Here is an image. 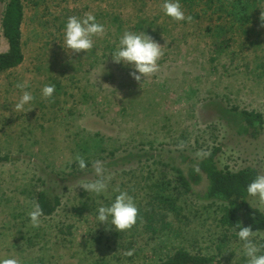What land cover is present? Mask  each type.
I'll list each match as a JSON object with an SVG mask.
<instances>
[{
	"label": "rangeland",
	"instance_id": "1",
	"mask_svg": "<svg viewBox=\"0 0 264 264\" xmlns=\"http://www.w3.org/2000/svg\"><path fill=\"white\" fill-rule=\"evenodd\" d=\"M7 1H0V53L8 50L1 28ZM22 3L24 61L0 73V157H12L0 164V260L159 264L184 248L214 256L222 264H246L236 230L220 222L221 207L199 191L185 193L172 165L176 160L186 167L189 161L182 157L199 161L195 154L200 149L221 147V167L236 171L253 166L264 174V130L257 140L240 136L228 112L238 107L264 117L260 19L220 54L206 31L216 23L215 17L202 14L192 23L177 22L163 12L164 0ZM183 9L186 16L191 14ZM85 13H92L107 32L94 37L90 51L76 53L65 45V26L70 16ZM125 31L144 32L164 47L154 76L137 82L130 76L135 70L131 65L113 63L111 54ZM17 83L26 87L19 89ZM48 84L55 85L53 102L42 96ZM23 91L35 99L24 111H16ZM180 140L187 142L183 150L176 147ZM82 141L88 152L77 149ZM149 151L157 152L156 157L125 158ZM77 154L89 162H104L111 176L106 193L97 196L79 187L80 181L96 178L93 169L68 187L47 179L51 171L77 168ZM43 182L61 195L62 203L53 216L41 217L40 226L33 227L28 212L36 191L45 188ZM166 183V195L175 199L177 212L156 200ZM116 189L127 191L139 208L131 230L118 232L97 220V209L114 202ZM251 202L264 212L257 198ZM84 204L88 210L80 216L76 209ZM150 211L153 219H163L171 227L163 228L162 220L150 224ZM148 224L155 230L147 229ZM256 239L264 242V231ZM129 251L133 254L127 255Z\"/></svg>",
	"mask_w": 264,
	"mask_h": 264
},
{
	"label": "trees",
	"instance_id": "2",
	"mask_svg": "<svg viewBox=\"0 0 264 264\" xmlns=\"http://www.w3.org/2000/svg\"><path fill=\"white\" fill-rule=\"evenodd\" d=\"M1 1V0H0ZM183 8H186L194 18H200L202 14L215 17L216 23L206 27L210 38L213 39L215 50L222 54L228 44L238 35L249 34L252 30L251 25L260 18L264 11V0H179ZM193 14V15H192ZM196 16V17H195ZM24 20V8L22 0H8L3 12L1 21L2 35L8 43V50L0 53V73L17 68L24 61L22 24ZM243 34V35H242ZM113 48V47H112ZM228 112L233 117L238 126V134L247 139L257 140L261 137L264 130V117L261 113L240 109L238 107L228 108ZM83 143V144H82ZM77 149L88 152V145L82 141L77 143ZM157 152H144L140 154H129L125 156L132 158H152L156 157ZM221 147H214L210 155L199 161L187 159L186 167L182 163H173L172 169L175 174L176 183L185 193L197 195L203 193V198L218 204L222 210L220 222L223 227L234 229L239 222L241 227L251 226L253 231H264V212L254 206L247 192V185L259 174L258 169L253 166H246L239 170H231L229 167H221L219 155ZM12 157L1 156L0 164L10 162ZM87 162V168L80 170L79 167L66 172H49L48 180L52 178L54 182L72 184L79 180L87 171L92 170V164ZM198 165L199 171H195L194 166ZM45 182V179H43ZM43 182L44 187L46 186ZM168 183L160 188L156 199L160 204L167 206L177 212L175 199L166 195ZM202 186L204 188H199ZM68 187V186H67ZM203 190V191H202ZM198 193L199 195H201ZM44 211L43 217H51L61 206L62 197L59 193L51 191L48 187L37 190L34 197ZM166 207V208H167ZM78 215H84L88 206L84 204L76 209ZM153 212L148 213L147 221L158 223L162 220L163 228L171 227L163 219H153ZM148 224L147 229H152ZM239 229H236L238 231ZM159 264H222L214 256H203L192 254L184 248L176 250L166 260Z\"/></svg>",
	"mask_w": 264,
	"mask_h": 264
},
{
	"label": "clouds",
	"instance_id": "3",
	"mask_svg": "<svg viewBox=\"0 0 264 264\" xmlns=\"http://www.w3.org/2000/svg\"><path fill=\"white\" fill-rule=\"evenodd\" d=\"M162 10L168 17L177 22H193L191 15H185V11L179 0H164ZM261 27H264V11L260 15ZM106 28L103 24L96 21L92 13H85L83 17L70 16L66 22L64 31V42L68 49L73 52L87 53L94 47V37H103L106 35ZM163 48L156 42L152 36L144 32L135 33L125 31L119 40V45L111 54L113 63L131 65L135 70L130 72V76L137 82L144 81L146 78L154 76L159 72L160 66L158 61L163 57ZM105 86V85H103ZM108 86V85H107ZM16 87L24 89L26 83H17ZM55 85L48 84L42 89L43 98L53 102L52 98L55 93ZM35 97L28 91H23L19 101L15 104L16 111H24L25 105L34 101ZM176 147L183 150L187 147V142L180 140ZM197 159H203L210 155L205 149L196 152ZM75 161L80 170L87 168V162L83 156L77 154ZM94 170L95 179L82 180L79 187L89 194L97 196L106 193L109 189L111 176L103 161L96 159L91 162ZM264 167V164L261 165ZM195 171H199L198 165L194 166ZM114 202L110 206H100L97 209V220L100 223L113 225L118 232L131 230L139 218V208L133 198L127 191L116 189ZM246 192L250 197L257 198L261 205H264V174L257 175L246 187ZM33 227H39L41 217L44 211L40 204L33 200L31 209L28 212ZM239 241L242 243L243 254L246 257V264H264V242L256 239L260 231H253L251 226L241 227L238 222L234 228ZM129 251L127 255H132ZM0 264H21L18 258H5L0 260Z\"/></svg>",
	"mask_w": 264,
	"mask_h": 264
}]
</instances>
